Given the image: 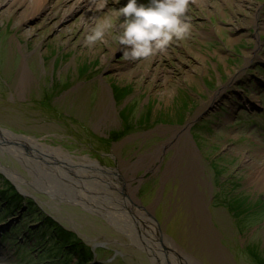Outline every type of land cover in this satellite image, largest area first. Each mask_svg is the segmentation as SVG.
Instances as JSON below:
<instances>
[{
  "label": "rangeland",
  "instance_id": "374dc122",
  "mask_svg": "<svg viewBox=\"0 0 264 264\" xmlns=\"http://www.w3.org/2000/svg\"><path fill=\"white\" fill-rule=\"evenodd\" d=\"M75 1L45 0L33 13V0H0V165L31 192L11 181L27 200L1 210L0 264H39L53 223L91 249L87 264L189 254L192 264H255L248 249L264 250V0L191 4L190 35L140 61L124 59L115 32L83 43L93 18L127 0L103 9ZM186 138L197 153L192 181L186 161L168 168Z\"/></svg>",
  "mask_w": 264,
  "mask_h": 264
},
{
  "label": "clouds",
  "instance_id": "9594fccd",
  "mask_svg": "<svg viewBox=\"0 0 264 264\" xmlns=\"http://www.w3.org/2000/svg\"><path fill=\"white\" fill-rule=\"evenodd\" d=\"M93 3L103 9L108 0H93ZM114 3L121 5V0ZM198 3L200 0H148L147 3L127 0L126 4L93 18L83 43L87 47L106 43L115 32L112 39L121 46L126 60H148L166 54L172 43L190 35L188 12L191 4Z\"/></svg>",
  "mask_w": 264,
  "mask_h": 264
},
{
  "label": "trees",
  "instance_id": "16d2710c",
  "mask_svg": "<svg viewBox=\"0 0 264 264\" xmlns=\"http://www.w3.org/2000/svg\"><path fill=\"white\" fill-rule=\"evenodd\" d=\"M112 85L114 88L118 90L125 88L126 91H128V87H129L128 84H124V86H120L122 88H120L119 85H115V84H112ZM125 90L121 91L120 94L117 93L116 96H118V98L120 99L123 98L122 94L125 93ZM179 93L182 95V98L180 99V101L183 102L184 100H186L187 102V98L189 97L188 91L185 89H182L180 90ZM181 105H183V103ZM150 109L151 108H148V111ZM0 177L2 178L1 173H0ZM2 179H3L4 185H3V188L2 187L0 188V214L3 213L1 212V210H4L5 212H7V211H10L13 207L21 208L23 204H25L23 201L27 200V198L23 196V194L17 190V188L14 186L12 182L8 180H4V178ZM4 200L6 202H4ZM2 203H6V205H3ZM31 203H33V201L29 200V204ZM27 206L28 208L32 210L31 205H27ZM32 211L34 212L35 210L33 209ZM43 220L46 224L53 223L51 218L47 215L44 217ZM53 224H52L53 225L52 233L48 234V237L50 236L51 238L48 239L49 243L46 245V247H44L46 252L42 253L41 262L39 264H72V260L74 256H76L77 258V262L75 264H87L90 260H92L93 252L91 251V249L87 248L86 245L82 244V241L80 240V238L77 237L76 233L69 231V230L68 231L62 230L56 223H53ZM42 230H43V227L41 225L40 231ZM29 232L39 234L38 229L36 230L30 229ZM42 240H46V238H43ZM42 240H40L39 241L40 243H38L37 245L39 244L41 245ZM43 246L45 245L42 244V246H40L42 250H43ZM251 247H252L251 249H248V252L251 255L252 261L255 264H264V250H261V248L258 249L257 247H255V245Z\"/></svg>",
  "mask_w": 264,
  "mask_h": 264
},
{
  "label": "bare ground",
  "instance_id": "6f19581e",
  "mask_svg": "<svg viewBox=\"0 0 264 264\" xmlns=\"http://www.w3.org/2000/svg\"><path fill=\"white\" fill-rule=\"evenodd\" d=\"M89 0H76L75 1V5L73 7H76V6H79V5H85ZM77 2V3H76ZM33 5H34V11L33 13H35L37 10L38 11H41V9H45V6H46V3H45V0H33ZM72 9V8H71ZM70 9V10H71ZM25 70V69H24ZM26 75L25 72H21V75H20V84L19 85H23L24 82L26 81ZM151 100V99H150ZM154 109V108H153ZM208 128V127H207ZM190 138H186L184 144H182V146L180 147H176L177 150H178V153H176L175 157L172 158L173 160L170 162V166L168 165V168H174L175 167V164L181 160L182 162H185L186 161V166L184 167L185 171H184V181H192V178H190L192 176V173H196V166H197V153H196V150L194 148H192V146H190ZM196 168V169H195ZM0 170L4 173H6L11 180L7 179L8 181H13L16 186L18 187V190L23 192L24 194H31V192L22 185L21 183V178L19 175L13 173V171H11V169H9L7 166L5 165H0ZM189 183V182H188ZM184 186H187L185 185V183H183ZM189 185V184H188ZM190 187V191H194L193 190V187L192 186H189ZM189 189V188H187ZM192 194V193H191ZM194 194V193H193ZM192 194V195H193ZM114 200V199H112ZM115 202V201H113ZM117 205L115 206L117 209H119V212L120 213H123V208L122 207H118L121 205V203H116ZM113 207V205H111V208ZM150 211V209H149ZM114 212V210H113ZM119 213V214H120ZM50 238V237H49ZM168 255H172L171 252L169 253L168 251ZM177 255V254H176ZM173 256V255H172ZM174 257V256H173ZM171 263L173 264H192L191 261H193V256H191L190 254L188 256H185L183 257V259H171L169 257Z\"/></svg>",
  "mask_w": 264,
  "mask_h": 264
}]
</instances>
